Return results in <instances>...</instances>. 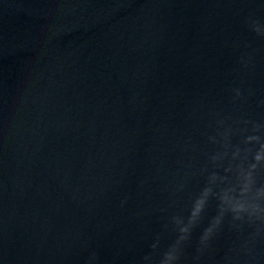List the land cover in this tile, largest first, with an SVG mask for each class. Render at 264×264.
I'll list each match as a JSON object with an SVG mask.
<instances>
[{"label": "water", "instance_id": "obj_1", "mask_svg": "<svg viewBox=\"0 0 264 264\" xmlns=\"http://www.w3.org/2000/svg\"><path fill=\"white\" fill-rule=\"evenodd\" d=\"M0 264H264V0H0Z\"/></svg>", "mask_w": 264, "mask_h": 264}]
</instances>
